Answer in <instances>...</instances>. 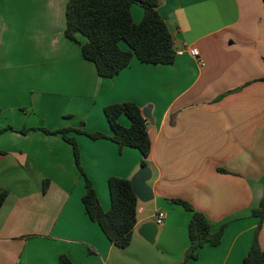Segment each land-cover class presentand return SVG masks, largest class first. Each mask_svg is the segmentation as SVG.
Wrapping results in <instances>:
<instances>
[{
  "label": "crops",
  "instance_id": "crops-1",
  "mask_svg": "<svg viewBox=\"0 0 264 264\" xmlns=\"http://www.w3.org/2000/svg\"><path fill=\"white\" fill-rule=\"evenodd\" d=\"M68 0H0V264H181L190 246L192 212L213 232L227 223L221 243L204 246L187 264H243L264 194V1L160 0L177 55L173 64L132 59L112 78L97 74L77 41L65 36ZM135 23L144 11L131 8ZM134 102L147 120V159L154 199L138 200L130 244H112L86 213L90 180L104 211L110 177L131 179L141 153L109 137L104 108ZM144 116V115H143ZM145 117V116H144ZM119 122L130 126L127 116ZM27 130L22 133V130ZM67 130L79 149L61 133ZM107 138L92 139L88 134ZM166 213L153 243L139 234ZM264 250V222L259 232Z\"/></svg>",
  "mask_w": 264,
  "mask_h": 264
},
{
  "label": "trees",
  "instance_id": "trees-1",
  "mask_svg": "<svg viewBox=\"0 0 264 264\" xmlns=\"http://www.w3.org/2000/svg\"><path fill=\"white\" fill-rule=\"evenodd\" d=\"M159 4L160 0H68L65 36L72 41H77V34L86 37L87 41L81 46L82 56L95 65L97 74L103 78L114 77L129 66L134 58L146 64H173L177 56L176 48L167 24L158 11ZM133 5L140 6L144 11L139 23L133 20ZM104 112L112 130L109 138L120 150L125 147L137 149L142 155L141 166H147L151 139L141 108L134 102L125 101L106 106ZM121 115L129 118V127L119 122ZM42 130L48 134H62L73 146L75 161L81 171L79 149L76 142L67 136L68 131ZM88 136L92 139L107 138L103 133ZM82 175L86 187L82 201L87 215L100 226L112 244L120 248L127 247L138 221L139 202L131 179L109 178L111 206L108 211H104L90 180L84 173ZM7 195L5 190L0 192V208ZM171 202L192 212L189 224L190 246L181 264L197 259L199 250L204 246L216 247L221 243L227 223L213 232L212 223L204 213L182 199H173ZM251 216L258 219L259 223L243 264H264V250L259 243V232L264 222V194L259 207L252 209ZM59 264L72 263L69 258L62 256Z\"/></svg>",
  "mask_w": 264,
  "mask_h": 264
},
{
  "label": "water",
  "instance_id": "water-1",
  "mask_svg": "<svg viewBox=\"0 0 264 264\" xmlns=\"http://www.w3.org/2000/svg\"><path fill=\"white\" fill-rule=\"evenodd\" d=\"M143 115L150 123H153L151 107H146L143 110ZM151 178L152 172L148 166H141L131 178L133 190L140 202L147 203L154 199L153 189L149 184ZM157 231L158 225L156 223H146L141 227L139 234L143 236L149 243H153L155 241Z\"/></svg>",
  "mask_w": 264,
  "mask_h": 264
},
{
  "label": "built area",
  "instance_id": "built-area-1",
  "mask_svg": "<svg viewBox=\"0 0 264 264\" xmlns=\"http://www.w3.org/2000/svg\"><path fill=\"white\" fill-rule=\"evenodd\" d=\"M185 52H188L193 57L199 56V51L196 48L189 47L185 45L182 49L176 50V55H183ZM166 220V213L163 210H158L155 218V223L160 226L163 225Z\"/></svg>",
  "mask_w": 264,
  "mask_h": 264
},
{
  "label": "rangeland",
  "instance_id": "rangeland-1",
  "mask_svg": "<svg viewBox=\"0 0 264 264\" xmlns=\"http://www.w3.org/2000/svg\"><path fill=\"white\" fill-rule=\"evenodd\" d=\"M263 198V197H262Z\"/></svg>",
  "mask_w": 264,
  "mask_h": 264
}]
</instances>
